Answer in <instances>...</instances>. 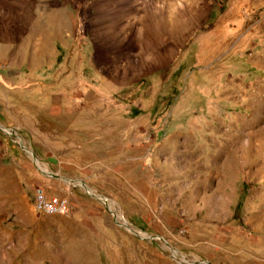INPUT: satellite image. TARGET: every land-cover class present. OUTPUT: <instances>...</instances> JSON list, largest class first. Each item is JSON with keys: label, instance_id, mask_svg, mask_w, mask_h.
<instances>
[{"label": "rangeland", "instance_id": "1", "mask_svg": "<svg viewBox=\"0 0 264 264\" xmlns=\"http://www.w3.org/2000/svg\"><path fill=\"white\" fill-rule=\"evenodd\" d=\"M0 126V264H264V0H0Z\"/></svg>", "mask_w": 264, "mask_h": 264}, {"label": "built area", "instance_id": "2", "mask_svg": "<svg viewBox=\"0 0 264 264\" xmlns=\"http://www.w3.org/2000/svg\"><path fill=\"white\" fill-rule=\"evenodd\" d=\"M34 209L46 216L65 215L69 211V205L65 199L47 198L40 189H37L34 193Z\"/></svg>", "mask_w": 264, "mask_h": 264}, {"label": "water", "instance_id": "3", "mask_svg": "<svg viewBox=\"0 0 264 264\" xmlns=\"http://www.w3.org/2000/svg\"><path fill=\"white\" fill-rule=\"evenodd\" d=\"M0 131L1 132H3L5 135H7L8 137H10V138H12L13 139V137H16V134L12 131V130H7V129H5V128H3L2 126H0ZM19 147H20V149L24 152V153H26L28 156H29V158L31 159V161H32V163H33V165L34 166H36V158H35V156H33V154L31 153V151L30 150H28L27 148H25L24 146H22V145H20L19 144ZM42 173V172H41ZM44 174V173H43ZM44 175H46V176H52L51 174L50 175H48V173L46 174H44ZM53 177V176H52ZM82 187L87 191V192H89V190L84 186V185H82ZM104 200V199H103ZM104 202L106 203V204H108V202H107V200H104ZM112 214V217H113V220L116 222V224H117V221H116V215L112 212L111 213ZM131 229V228H130ZM144 236L143 237H140L141 239H144V240H151V239H156V240H158V241H160L163 245H165L167 248H169L170 249V247L168 246V244L165 242V240L164 239H162L161 237H158V236H148V235H145V234H143ZM139 237V236H138ZM173 259H175L174 257H172ZM201 264H209L208 262H206V261H202V262H200Z\"/></svg>", "mask_w": 264, "mask_h": 264}, {"label": "bare ground", "instance_id": "4", "mask_svg": "<svg viewBox=\"0 0 264 264\" xmlns=\"http://www.w3.org/2000/svg\"><path fill=\"white\" fill-rule=\"evenodd\" d=\"M17 137V136H16ZM152 240V239H151ZM165 246V245H164ZM166 247V246H165Z\"/></svg>", "mask_w": 264, "mask_h": 264}]
</instances>
